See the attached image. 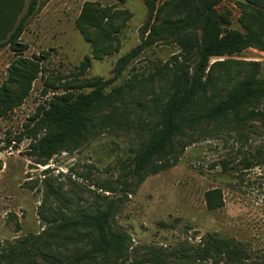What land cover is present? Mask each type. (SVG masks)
<instances>
[{"label":"trees","instance_id":"obj_1","mask_svg":"<svg viewBox=\"0 0 264 264\" xmlns=\"http://www.w3.org/2000/svg\"><path fill=\"white\" fill-rule=\"evenodd\" d=\"M147 7L139 28L140 42L114 65L113 77L87 76L93 60H104L122 49L121 33L133 13L126 0L104 5L83 3L75 26L92 51L69 74L44 75L42 51L32 57L22 40L30 18L42 6L40 0H0V49L16 54L0 85V118L22 106L35 81L44 78V96L31 117L30 149L37 162L47 165L57 154L73 152L107 131L141 134L124 175L116 183H98L111 197L94 192L75 200L44 180L39 216L45 228L39 234L18 237L1 247L0 264H118L129 258L130 234L116 224L124 198L148 176L169 169L180 161L185 149L198 140L205 126L238 129L259 123L264 131V75L260 61L223 58L246 48L264 51V0H142ZM240 28L232 27L234 9ZM174 44L180 52L168 62L155 65L150 74L133 75L112 86L147 48ZM221 58L211 62L212 58ZM110 87V89H108ZM132 99V100H131ZM131 100V101H130ZM135 102L132 108L129 102ZM153 120L148 128L143 119ZM2 162L0 161V170ZM46 173L48 172L45 171ZM135 186V187H131ZM207 209L224 206L220 188L205 193ZM20 230V225L17 224ZM143 261L168 264L154 250ZM250 253L234 238L207 233L191 248L184 249L176 264H249ZM255 264H264V256Z\"/></svg>","mask_w":264,"mask_h":264},{"label":"rangeland","instance_id":"obj_2","mask_svg":"<svg viewBox=\"0 0 264 264\" xmlns=\"http://www.w3.org/2000/svg\"><path fill=\"white\" fill-rule=\"evenodd\" d=\"M25 1L28 4L30 0ZM40 1L42 6L30 18L22 35L29 45L23 55L32 57L49 51L50 57L43 62L44 75L69 74L92 51L75 26L87 0ZM94 1L104 5L117 2ZM227 5L234 9L232 27L240 28L239 11L233 3ZM124 7L133 16L120 35L121 51L104 60L94 59L87 76L113 77L117 60L139 44V28L145 22L147 7L142 0H126ZM179 52L174 44L160 43L147 48L111 87L135 74H150L157 63L168 62ZM15 56L9 47L0 49V85ZM228 57L260 61L264 75V51L249 47L223 58ZM217 59L221 58H212L211 62ZM43 88L44 78L39 77L24 104L0 118V251L7 241L39 234L45 228L39 209L46 178L64 187V192L75 200L81 195L92 198L94 192L121 197L122 192L103 191L98 183L122 187L116 183L118 177L130 180L124 170L141 139L142 132L107 131L76 151L62 152L47 165L40 164L30 149V119L53 94L44 96ZM129 104L134 108V101ZM142 121L145 128L153 124L147 117ZM213 188L222 190L224 206L210 211L205 193ZM127 197H122L124 203L115 221L130 234L131 248L129 258L118 264H149L143 259L152 254L150 249L165 257L168 264H176L184 249L195 246L207 233L243 243L251 256L247 262L255 264L264 256V131L259 123L238 129L205 126L197 142L185 149L178 164L148 176Z\"/></svg>","mask_w":264,"mask_h":264}]
</instances>
